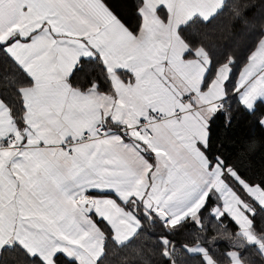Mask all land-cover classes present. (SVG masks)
<instances>
[{
	"label": "crops",
	"instance_id": "crops-1",
	"mask_svg": "<svg viewBox=\"0 0 264 264\" xmlns=\"http://www.w3.org/2000/svg\"><path fill=\"white\" fill-rule=\"evenodd\" d=\"M225 1L143 0L136 36L103 0H0V43L31 79L21 87V125L0 97V133L14 135L0 148V255L19 243L46 264H58V253L99 264L106 233L97 220L122 244L143 224L139 207L167 226L187 217L201 226L200 211L212 194L222 205L213 213L226 212L264 256V243L249 228L254 207L204 149L209 121L227 96L229 66L207 81L205 49L188 56L191 48L179 33L195 16H214ZM97 54L113 93L69 83L78 61ZM237 91L249 110L264 103V33ZM140 118L149 120L151 137L137 132ZM119 126L131 127L133 138L113 132ZM86 131L92 136L83 138ZM76 137L69 154L63 142ZM230 174L259 203L257 187ZM82 194L90 209L80 203ZM184 249L218 264L201 243ZM229 255L226 264H253L238 250Z\"/></svg>",
	"mask_w": 264,
	"mask_h": 264
},
{
	"label": "trees",
	"instance_id": "trees-1",
	"mask_svg": "<svg viewBox=\"0 0 264 264\" xmlns=\"http://www.w3.org/2000/svg\"><path fill=\"white\" fill-rule=\"evenodd\" d=\"M128 29L141 35L143 0H103ZM181 37L190 50L204 48L209 59L207 81L228 64L225 81L227 96L222 106L209 121V137L204 149L211 163L219 162L224 178L233 189L254 207L250 230L264 243V206L256 202L242 183L260 185L264 189V103L258 101L253 110L246 108L238 98V78L248 56L264 33V0H226L209 19L191 18L179 28ZM69 83L81 90L96 85L99 90L113 93L109 72L101 57H82L68 77ZM31 82L28 74L16 63L0 43V97L8 104L13 120L24 123L25 101L21 87ZM222 206L212 195L200 211L201 226L190 217L167 226L153 213L138 208L142 226L125 243L118 244L110 228L97 220L106 233L104 253L99 264H207L201 254H190L185 245L203 244L218 264L230 261L229 252L238 250L240 256L253 264H264L258 245L242 231L226 212L213 213ZM58 264H78L62 253L55 256ZM0 264H46L19 243L2 249Z\"/></svg>",
	"mask_w": 264,
	"mask_h": 264
},
{
	"label": "built area",
	"instance_id": "built-area-1",
	"mask_svg": "<svg viewBox=\"0 0 264 264\" xmlns=\"http://www.w3.org/2000/svg\"><path fill=\"white\" fill-rule=\"evenodd\" d=\"M222 106V104H220L218 107L220 108ZM179 113V110L177 111ZM163 115L160 114L159 118H162ZM137 132L144 134L145 136L151 137L153 135V131L150 127V122L147 119H138L137 124L135 126ZM107 129L104 128V126L102 124L99 125L98 127V133L99 135H105L106 134ZM113 132H117L120 133L125 139H132L133 135L132 134V129L129 126H119L117 128H115L113 130ZM92 133L89 131L84 132L83 134V138L85 137H91ZM14 139V135L11 133H0V148L2 146H6L8 145L9 142H11ZM81 138L76 137L75 139H65L63 142V145L65 146V149L67 150V152L69 154H73L74 153V149H73V145L76 141L80 140ZM80 203L84 205V207L86 209H90L91 205H88L89 202V197H87L85 194H82V196L80 197Z\"/></svg>",
	"mask_w": 264,
	"mask_h": 264
},
{
	"label": "rangeland",
	"instance_id": "rangeland-1",
	"mask_svg": "<svg viewBox=\"0 0 264 264\" xmlns=\"http://www.w3.org/2000/svg\"><path fill=\"white\" fill-rule=\"evenodd\" d=\"M255 187H257V193H256V196H257V200L260 204H262V206H264V189L260 186V185H254ZM254 213V212H253ZM253 213H250L248 215V217L250 218L251 220V216L253 215ZM252 222V220H251ZM250 228V227H249ZM257 237V236H256ZM259 238V237H258ZM260 239V238H259ZM261 240V239H260ZM262 241V240H261Z\"/></svg>",
	"mask_w": 264,
	"mask_h": 264
}]
</instances>
